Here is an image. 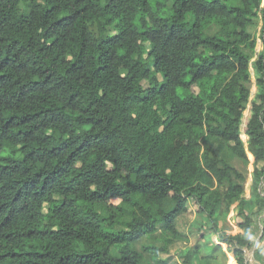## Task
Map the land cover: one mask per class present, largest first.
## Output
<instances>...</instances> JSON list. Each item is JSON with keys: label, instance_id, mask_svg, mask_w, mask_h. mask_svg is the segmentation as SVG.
Masks as SVG:
<instances>
[{"label": "trees", "instance_id": "obj_1", "mask_svg": "<svg viewBox=\"0 0 264 264\" xmlns=\"http://www.w3.org/2000/svg\"><path fill=\"white\" fill-rule=\"evenodd\" d=\"M261 193L264 0H0V264H167L207 224L247 264Z\"/></svg>", "mask_w": 264, "mask_h": 264}, {"label": "rangeland", "instance_id": "obj_2", "mask_svg": "<svg viewBox=\"0 0 264 264\" xmlns=\"http://www.w3.org/2000/svg\"><path fill=\"white\" fill-rule=\"evenodd\" d=\"M152 1V0H151ZM261 23L259 22L258 25L255 27L253 32H255L256 36L258 37V32L260 29ZM147 49H149L148 44L146 45ZM262 51V43L257 40L256 47H255V57L258 53ZM255 59V58H254ZM251 60L252 61H254ZM249 72H250V97L249 102L253 100L254 96L257 93V88L255 87V76L253 69L251 65L249 66ZM250 116V103H248L247 108L245 112L243 113L242 118V124L240 127L241 133H243L245 129V125L249 119ZM241 139L244 142L245 146L247 145L248 138L241 134ZM248 158V164L244 165L243 163L235 160L234 165L238 167L241 170L246 171L247 173V180L245 183V195L244 199L249 200L250 198L253 200L252 197V191H251V181H252V171H253V158L247 154ZM261 197H264V193L260 194ZM192 203H189V209L186 214H183L179 218L178 223V229L181 232L189 233L191 230V227L193 223L198 220V215L194 213V207L191 205ZM236 206L237 204L233 205L228 217L225 221L220 222V229L226 233V234H232L235 235L240 232V229L238 228L239 223H243V220L237 215L236 212ZM253 214L251 215L252 210L247 207L245 210V215L250 218V239L253 241V246L250 248L245 249V261L247 264H264V240L260 241L261 236V221L264 218V209L261 212H258L257 214H254L258 209L256 207L252 208ZM47 211V206H43V212L45 213ZM201 222V221H200ZM206 229L203 228L202 231H198L197 234L190 235L187 242H181V243H175L169 247V253L168 254H161L160 258L162 260H167V264H183V260L185 258L186 252H193L197 248L199 250V257L204 256H214L216 260L214 262H210V264H237L234 256L232 253H230L227 249V246L219 242L217 239V236L213 233L212 229L210 228V225H206ZM196 232L194 229L193 233ZM200 234H204L201 235ZM243 234H246L243 233ZM203 236V237H202ZM147 240L143 239L140 244L137 246L139 249L142 244H146ZM255 248L260 249V253L262 256L259 258H254L253 252ZM196 260H193L194 264H200L199 259L194 258Z\"/></svg>", "mask_w": 264, "mask_h": 264}, {"label": "bare ground", "instance_id": "obj_3", "mask_svg": "<svg viewBox=\"0 0 264 264\" xmlns=\"http://www.w3.org/2000/svg\"><path fill=\"white\" fill-rule=\"evenodd\" d=\"M242 136V135H241ZM250 155V154H249ZM251 156V155H250ZM252 157V156H251Z\"/></svg>", "mask_w": 264, "mask_h": 264}]
</instances>
